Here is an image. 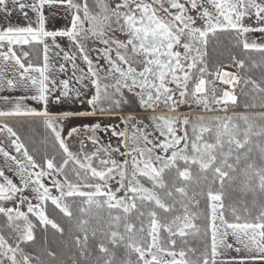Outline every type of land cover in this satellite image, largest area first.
<instances>
[{
	"label": "snow or ice",
	"instance_id": "6c2138e0",
	"mask_svg": "<svg viewBox=\"0 0 264 264\" xmlns=\"http://www.w3.org/2000/svg\"><path fill=\"white\" fill-rule=\"evenodd\" d=\"M12 9L26 23H0V92L21 94L0 95V118L44 133L29 143L0 119V264H220L226 250L264 264V111L227 114L238 87L264 109V42L249 38L264 0H0V19ZM46 9L69 23L49 30ZM221 37L261 59L214 65ZM88 91L91 111L48 108ZM133 104L149 115L85 124L95 150H71L81 129L65 137L63 121Z\"/></svg>",
	"mask_w": 264,
	"mask_h": 264
},
{
	"label": "rangeland",
	"instance_id": "374dc122",
	"mask_svg": "<svg viewBox=\"0 0 264 264\" xmlns=\"http://www.w3.org/2000/svg\"><path fill=\"white\" fill-rule=\"evenodd\" d=\"M46 12L49 14V18H48V23H47V27L49 30H58V29H62L64 28L69 21L67 19H65V13L63 10H59L57 12V10L55 9H46ZM16 12H14L15 14ZM0 23L1 20H0ZM26 23V21L23 19L22 20V25ZM60 38H58L59 40ZM62 45H66L67 41L66 40H60ZM93 57L95 56V53H92ZM224 68H230L229 66H225ZM233 69L234 68H230ZM236 71V70H235ZM66 78V77H64ZM21 94L20 92H13V93H7V92H0V95H19ZM91 91H88L86 93L85 96H82L79 99H75V103L72 102H64L62 101L61 103H52L50 102L48 105L49 110L52 113H61L64 111H72V112H88L91 111L90 106L87 104V99L91 98ZM237 94H241L240 93V88L238 89ZM242 95V94H241ZM26 103L30 106V107H34L37 108L38 110H43V106L42 105H38L35 101H26ZM4 105L2 103H0V108H3ZM190 111V109L186 106H182L180 109L181 113H188ZM246 111H253V112H260V111H264V109H255V110H246ZM241 112H245V111H238L236 108H230L228 111V115H232L234 113H241ZM142 113H147L142 109H139L138 105L133 104L132 107H128V106H124L121 109L116 110L113 113H98L97 115L94 116H84V117H71L65 121H63V128H64V132L63 135L65 137H67V132L71 130V128L76 127V128H80L81 132L79 134V136H74L72 138H68V143L69 146L71 148L72 151H78L80 148L79 143L77 142L79 139H83L84 143H85V150L86 151H94L95 147L94 145H92V143L87 139V136L89 135L88 133H86L83 130V126L85 124L87 125H91L94 123H99L101 125V127H105V126H114L117 127L120 130H123L124 125L121 124L120 122V118L121 117H127L129 115L131 116H135L137 118L143 119L145 117V115H141ZM200 114H205V115H214V114H219V115H224L225 113L223 112H219V113H200ZM17 117H8V118H0V119H7L13 126L16 123ZM145 123H148L149 121L145 120ZM99 136L102 139L103 144L107 145V144H111L113 147L118 146L119 144V137H113L111 136L110 132H100ZM231 242V241H230ZM241 255H243V253H236L234 250H226L224 252V255L222 257H219L218 260L220 262V264H228V262H230L233 258H239ZM257 264H260V262H257Z\"/></svg>",
	"mask_w": 264,
	"mask_h": 264
},
{
	"label": "trees",
	"instance_id": "16d2710c",
	"mask_svg": "<svg viewBox=\"0 0 264 264\" xmlns=\"http://www.w3.org/2000/svg\"><path fill=\"white\" fill-rule=\"evenodd\" d=\"M231 55H237L238 57H241V58H245L247 55H250L257 60L261 59L260 55L255 52L245 54L239 47L235 46V41L229 39L228 37H221L218 43L214 42L209 47L210 62H212L214 65L215 64L221 65L223 68L225 66H229L230 68H234V70L237 71V69L232 66ZM255 75L258 78L259 72H256ZM238 89H237V92H238ZM238 95H240L241 106L237 107L236 109L238 111H242V110L246 111V109H244L242 106L246 98L241 94H238ZM252 110H255V109H252ZM13 121H16V123L14 124V127L18 130L21 136L29 143H31L32 140L40 141L43 138L44 128L42 124L39 123V118L17 117L16 120H13ZM37 146H40V145H37ZM48 149L51 154V152L53 151L51 148V143H49ZM42 151H43V148H42ZM41 237H42V233L38 232L37 233L38 242H40Z\"/></svg>",
	"mask_w": 264,
	"mask_h": 264
},
{
	"label": "crops",
	"instance_id": "0c3cea01",
	"mask_svg": "<svg viewBox=\"0 0 264 264\" xmlns=\"http://www.w3.org/2000/svg\"><path fill=\"white\" fill-rule=\"evenodd\" d=\"M14 12H16L14 14ZM22 14H20L17 10L12 9L11 10V15L8 17L7 20L0 19L2 23H7L11 22L12 24L16 25H22V20H23ZM250 39H256L257 42H264V35L260 33H255V34H249ZM54 114H59V113H54Z\"/></svg>",
	"mask_w": 264,
	"mask_h": 264
},
{
	"label": "bare ground",
	"instance_id": "6f19581e",
	"mask_svg": "<svg viewBox=\"0 0 264 264\" xmlns=\"http://www.w3.org/2000/svg\"><path fill=\"white\" fill-rule=\"evenodd\" d=\"M224 70H225V71H230V72H236L235 70L230 69V68H224ZM237 89H238V88H237ZM237 89H236V91H237Z\"/></svg>",
	"mask_w": 264,
	"mask_h": 264
},
{
	"label": "flooded vegetation",
	"instance_id": "af4514ba",
	"mask_svg": "<svg viewBox=\"0 0 264 264\" xmlns=\"http://www.w3.org/2000/svg\"><path fill=\"white\" fill-rule=\"evenodd\" d=\"M141 115H145V116H147V115H149V113H142Z\"/></svg>",
	"mask_w": 264,
	"mask_h": 264
}]
</instances>
